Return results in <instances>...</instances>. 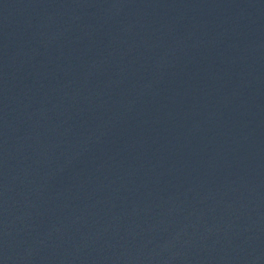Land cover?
<instances>
[{
	"label": "water",
	"instance_id": "1",
	"mask_svg": "<svg viewBox=\"0 0 264 264\" xmlns=\"http://www.w3.org/2000/svg\"><path fill=\"white\" fill-rule=\"evenodd\" d=\"M0 264H264V0H0Z\"/></svg>",
	"mask_w": 264,
	"mask_h": 264
}]
</instances>
